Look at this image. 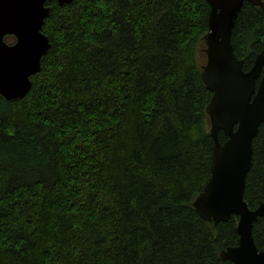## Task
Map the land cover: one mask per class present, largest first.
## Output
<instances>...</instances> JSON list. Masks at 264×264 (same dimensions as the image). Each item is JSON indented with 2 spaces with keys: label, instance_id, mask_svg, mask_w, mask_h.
<instances>
[{
  "label": "trees",
  "instance_id": "16d2710c",
  "mask_svg": "<svg viewBox=\"0 0 264 264\" xmlns=\"http://www.w3.org/2000/svg\"><path fill=\"white\" fill-rule=\"evenodd\" d=\"M45 5L40 70L23 97L0 96V264H234L220 251L237 244V218L214 224L193 206L213 146L206 0ZM231 42L249 69L264 6L243 2ZM263 147L264 123L251 209L264 201ZM252 235L264 251V217Z\"/></svg>",
  "mask_w": 264,
  "mask_h": 264
},
{
  "label": "water",
  "instance_id": "95a60500",
  "mask_svg": "<svg viewBox=\"0 0 264 264\" xmlns=\"http://www.w3.org/2000/svg\"><path fill=\"white\" fill-rule=\"evenodd\" d=\"M47 0H0V96L23 97L30 76L41 67L49 38L41 31L50 6ZM59 5L71 0H56ZM244 1L262 6L260 0H206L208 32L203 36L205 62L201 77L211 92L205 111L213 140L210 177L193 201L206 221L228 222L237 218V244L220 251L234 264H264V251L256 245L252 227L264 217V201L251 209L243 198L245 178L252 166L253 139L264 123V49L249 69L237 58L231 42L235 19ZM6 36L14 40L8 43ZM221 132L225 140L220 141ZM264 154V147H263Z\"/></svg>",
  "mask_w": 264,
  "mask_h": 264
},
{
  "label": "rangeland",
  "instance_id": "374dc122",
  "mask_svg": "<svg viewBox=\"0 0 264 264\" xmlns=\"http://www.w3.org/2000/svg\"><path fill=\"white\" fill-rule=\"evenodd\" d=\"M6 41H7L8 43H10V42H11V39H7Z\"/></svg>",
  "mask_w": 264,
  "mask_h": 264
},
{
  "label": "flooded vegetation",
  "instance_id": "af4514ba",
  "mask_svg": "<svg viewBox=\"0 0 264 264\" xmlns=\"http://www.w3.org/2000/svg\"><path fill=\"white\" fill-rule=\"evenodd\" d=\"M260 1H262L263 2V5L262 6H264V0H260ZM257 6V5H256Z\"/></svg>",
  "mask_w": 264,
  "mask_h": 264
}]
</instances>
